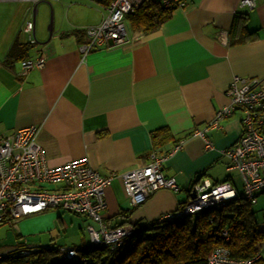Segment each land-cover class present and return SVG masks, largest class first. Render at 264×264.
Masks as SVG:
<instances>
[{"label": "crops", "instance_id": "crops-1", "mask_svg": "<svg viewBox=\"0 0 264 264\" xmlns=\"http://www.w3.org/2000/svg\"><path fill=\"white\" fill-rule=\"evenodd\" d=\"M179 1L183 5L174 6L153 31L132 29L125 17L129 42L82 58L78 45L86 41L83 28L101 21L106 13L102 0H0V132L38 124L37 141L48 165L85 156L100 175H117L104 191L101 216L110 226L159 220L175 211L199 180L227 182L238 191L242 186L240 175L226 170L228 160L221 153L238 140L241 111L207 131L210 149L192 132L228 102L225 91L233 79L238 85L264 79V0H254L250 9L240 7L239 0ZM235 13L245 19L233 26ZM28 20L34 21L35 44L22 31ZM222 31L226 44L218 39ZM40 53L43 67L21 74L20 61ZM160 128L170 137L155 144L152 135ZM153 150L167 155L162 172L174 177L178 188L157 190L133 207L118 175L145 165ZM262 194L253 204L257 210L251 209L264 231ZM60 211L23 216L15 228L28 217L62 221ZM88 223L69 213V230L81 241L77 247L88 245Z\"/></svg>", "mask_w": 264, "mask_h": 264}, {"label": "built area", "instance_id": "built-area-1", "mask_svg": "<svg viewBox=\"0 0 264 264\" xmlns=\"http://www.w3.org/2000/svg\"><path fill=\"white\" fill-rule=\"evenodd\" d=\"M143 1L109 0L101 21L83 28L86 41L78 45L82 58L95 49L129 42L125 17L133 13ZM155 1L165 7L183 5L179 0ZM239 6L250 9L254 6V0H239ZM22 31L27 35L29 44L36 43L33 20L26 21ZM218 39L226 44V33L220 32ZM44 62L45 56L42 53L32 59H22L20 73L24 75L32 69L41 68ZM225 94L228 102L202 127L194 129L192 136L201 138L205 148H212V143L206 137L207 131L218 127L219 122L231 116L234 111H241L238 140L221 152L228 160L226 170L236 171L242 179L240 191L227 182L212 184L208 180H199L191 185L189 197L175 211L158 221L184 215L193 216L206 208H219L237 197L251 206L256 196L264 193V79L252 78L238 85L235 78L226 88ZM40 129V125L32 124L16 128L10 133L0 132V225L15 227L16 221L23 216L58 209L84 216L89 220L85 227L89 243L114 250L125 237L133 233L131 225L110 226L101 216L106 206L105 188L117 175H100L90 167L85 156L55 166L48 165L45 153L37 141ZM179 146L180 142L173 150ZM166 156L153 150L145 165L118 175L123 191L133 207L143 204L157 190H177L174 177L165 176L162 172V162ZM222 233L225 234V230ZM40 246L21 241L20 245L0 250V264L5 257H20L37 251ZM46 246H54L63 260L77 257L72 247ZM262 247L264 238L256 245V253L249 258H234L225 247H215L207 256L206 264H255L260 258Z\"/></svg>", "mask_w": 264, "mask_h": 264}, {"label": "trees", "instance_id": "trees-1", "mask_svg": "<svg viewBox=\"0 0 264 264\" xmlns=\"http://www.w3.org/2000/svg\"><path fill=\"white\" fill-rule=\"evenodd\" d=\"M108 1L102 0L105 5ZM173 8L155 0H144L126 16L127 23L132 29L153 31L170 16ZM238 19L244 20L245 16L235 13L233 26ZM169 137L168 130L160 128L153 133L152 140L160 144ZM263 238L264 231L258 229L251 206L237 197L219 208H206L193 216L134 226L133 233L114 250L89 243L84 247H73L77 257L63 260L54 246H40L37 251L20 257H5L1 264H206L207 256L215 247H225L234 258L252 257ZM20 244L21 241L16 245ZM255 264H264V259L258 258Z\"/></svg>", "mask_w": 264, "mask_h": 264}, {"label": "rangeland", "instance_id": "rangeland-1", "mask_svg": "<svg viewBox=\"0 0 264 264\" xmlns=\"http://www.w3.org/2000/svg\"><path fill=\"white\" fill-rule=\"evenodd\" d=\"M264 196V194H262ZM264 198L260 199V202H263ZM252 209L258 208V205L251 206ZM58 209H47V211H57ZM60 211V210H58ZM43 212V211H42ZM41 212V213H42ZM61 212V211H60ZM260 211H257V213ZM62 221H59L56 217H45L40 219V221H28V217L23 219V226L20 225L19 229L12 228L8 225H0V250H6L18 242L23 241L32 245H41L46 246L50 243H55L56 245L64 246H79L80 237L77 236L73 231L69 230V213L70 212H61ZM31 216V215H30ZM18 221V220H17ZM16 221V222H17ZM62 222V223H61ZM27 228V231H25ZM22 229V230H21ZM18 232L21 234V237L17 238ZM85 243L89 244V240L86 238ZM264 249V248H263ZM261 249V250H263Z\"/></svg>", "mask_w": 264, "mask_h": 264}]
</instances>
